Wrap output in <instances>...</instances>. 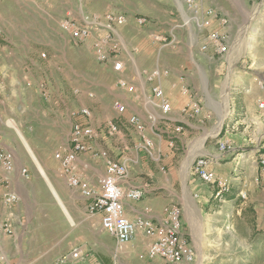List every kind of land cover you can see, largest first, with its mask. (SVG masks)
<instances>
[{
	"label": "rangeland",
	"instance_id": "374dc122",
	"mask_svg": "<svg viewBox=\"0 0 264 264\" xmlns=\"http://www.w3.org/2000/svg\"><path fill=\"white\" fill-rule=\"evenodd\" d=\"M27 1L0 0V36L5 35L4 30L11 28L9 19L26 14L24 9H26ZM57 1H59L57 4L60 9L55 10L56 14L60 12L61 20L66 17L75 19L97 17L98 21H101L106 11L126 15L128 17L126 24L118 28V36L121 39L124 37L123 32L132 28H135L133 32L143 31L148 39L156 31L165 35V40L160 41L158 47L163 45L161 57L169 61L178 71L174 75L184 72L186 76L184 82L188 83L190 90V94H184V96L189 99L190 105L184 109L186 114L184 120L187 122L185 131L175 139L173 147L169 144V136H172V133L163 132L166 130L164 123L161 122L158 125L160 130L154 129L150 135L157 147H161L166 153L162 156L166 160V174L160 173V175L167 176L170 182L162 181L161 184L164 187L161 192L166 197L180 198L179 203L183 208L184 234L196 250V259L191 264H264V187L258 186L255 179L251 182V179L246 177V170H249L247 166L239 167L238 173L242 172L245 178L242 177L237 181H241L240 191H246L247 196L245 199L239 196L235 201L227 203L215 198L214 194L211 196L210 194L216 191L215 186H208L192 172V163L198 152L200 150L206 152L208 147L216 148L218 138H228L236 145L238 143V146L242 148L241 157L237 161L244 163L248 161L246 159L255 157L250 153L254 151L259 139L264 140V121L252 123L253 120L259 119L256 116L253 118L254 114H251L253 107L250 104L253 102L250 100L251 93L257 89L258 99L264 97V88L261 89L254 83L252 84L255 86H251V82H254V74L264 78V70H258L259 67L255 66L261 65L264 61V0L254 2L245 0L246 6L250 8L248 15L256 23L252 24L249 21L251 23L248 25V22L247 25L249 28L254 25V28H260V30L258 29L253 39H246L242 47L240 42L235 44L238 39L234 31H230L232 25L228 18L230 41L225 53H218L213 45H209L207 51L200 49L201 45L207 42L211 30L209 26L217 25L218 20L215 17L212 19L205 17V21L209 20L208 25L202 29L199 28L195 22V18L199 15L187 7L185 0H105V6L109 3L116 6L106 11L99 10L100 7L95 6L98 0H72V5L69 4V0ZM215 1L223 8L230 9L238 19L246 14L244 11L240 12L238 5L236 8L231 6L229 0ZM234 3L244 4L243 0H234ZM184 14L188 19L193 20L187 23ZM138 17L146 21L140 23ZM198 18L201 20V17ZM61 20L60 28L67 32L77 48L86 50L87 58L78 56L81 60L76 64L75 86L68 91V84H64L59 92L56 90L57 94H48L47 98L52 97V103H58L56 107H53L55 111L52 116L57 117L56 109L63 106L60 102L62 95L67 97L72 95L73 99H80L82 105L76 101L74 108L88 107L92 111V116L103 112L104 108L116 115L113 101L116 98L127 97L115 95L121 91L115 86L114 74L97 61L93 43L104 34L101 30H95L87 41L82 42L72 37V32L63 28ZM245 27L244 25L242 28L243 38L246 37ZM249 35L250 33L247 34V38ZM251 47L252 57L257 58L255 64L251 56L245 55V49L250 50ZM238 49L239 51L235 52ZM233 52L236 53L235 57L232 55ZM229 79L231 83L228 114L218 132H215L220 125L219 105L223 102L222 96ZM141 80L143 79L140 77L137 81L140 83ZM139 87L138 92H141L143 87L140 85ZM62 91H64L63 94ZM130 103L141 116L143 114L146 117L140 101L134 100ZM6 107L9 108V105ZM247 113L248 126L246 122H243ZM30 115L31 118H34L33 116L37 118L36 111L30 112ZM238 120H240L238 130L229 131L232 133L231 136L230 133L224 136L226 125ZM7 123L11 128L6 126L4 129L9 135L2 136L0 139L14 144L18 154V164L26 162L30 172V180L24 182L20 189L21 200L14 230L16 239L11 242L12 255L8 263L55 264L58 256L82 242L84 236H91L92 231L95 232L92 235L94 244L101 240L114 252L115 243L112 237L102 232L99 228L100 224L93 222L91 215L87 216L85 204L66 186L59 172L58 162L53 156L61 142H64L66 138L69 139L71 131L69 125L62 122L56 130L49 129V132L34 130L33 133L25 134L23 131L25 129L17 126L15 121L9 120ZM246 126L249 127L247 132ZM113 138L116 137H111ZM141 154L142 161L149 165V168L154 170V165L159 167L158 163L147 154L143 152ZM234 155L237 156L236 153ZM38 163L58 192L68 214L64 211L49 181L40 171ZM82 211H85V214ZM98 229L103 234H100ZM93 243H88L91 252H93ZM120 252L117 264H152L147 258L145 246L139 242ZM93 253L106 255V252Z\"/></svg>",
	"mask_w": 264,
	"mask_h": 264
},
{
	"label": "built area",
	"instance_id": "2783aa9c",
	"mask_svg": "<svg viewBox=\"0 0 264 264\" xmlns=\"http://www.w3.org/2000/svg\"><path fill=\"white\" fill-rule=\"evenodd\" d=\"M248 1L254 2L255 0ZM185 3L191 11H196L198 17H201V20L198 17L195 18L199 28L202 29L208 25L209 20L205 21V17L211 19L215 17L218 20L217 25L209 26L211 30L207 42L202 44L200 49L207 51L208 46L213 45L218 53H225L230 41L228 17L219 16L213 8H206L205 0H185ZM138 18L140 23L146 21L142 17ZM127 19L124 14L106 12L101 21H98L97 17L93 19L67 17L62 19L61 23L65 30L72 32V37L82 42L87 41L95 30L102 31L103 37H98L97 41L93 43L97 61L114 74L115 86L119 90L133 94L132 102L140 101L146 117H142L129 100L116 98L113 101V108L116 112L113 119L102 123L100 128L81 121L74 122L69 134L68 146L56 151L54 158L59 163V172L68 187L85 199L89 215H100L102 229L115 239L118 248L124 247L135 240L140 233H143L148 239L146 254L149 260H161L163 264H191L196 259V250L183 233L181 206L172 203L158 220L145 215L130 219L126 213L125 202L140 200L145 195L146 188L128 185L131 173L127 157L118 159L113 157L108 149H98L94 146L96 139L102 135L117 139L124 138L122 127L126 126L131 128L139 138L136 144L137 149L144 151L158 163L161 169H165L162 158L165 154L161 148L157 147L150 132H154V129L158 130V125L161 122L164 123L166 130L163 132L172 133V136H169V144L173 147L175 139L185 131L184 109L190 105V102L185 107L183 106L181 117H174L173 105L163 86V81L171 75V70L157 65L152 69H141L128 74L130 66L122 57L124 47L118 36V28L126 24ZM113 24L116 25L113 26ZM154 38L158 41L165 40V36L162 34H156ZM41 56L45 58L47 55L42 53ZM140 77L144 81L145 85L143 86L137 81ZM178 80L181 83V92L190 94L188 83L184 82L186 80L184 72L178 75ZM254 82L261 89L264 88V78L261 75L254 74ZM139 85L143 87L141 92H138ZM44 92L48 94L47 89H44ZM257 104L260 110L257 119L262 123L264 121V97L259 98ZM71 115L75 118H91L92 111L88 107H80L71 111ZM239 124L240 120L228 123L224 136L231 133L229 131L238 130ZM216 140L219 148L217 160L232 153L241 154L242 147H238L230 139L218 138ZM84 154L105 161V175L97 185L86 178L88 166L79 162L80 155ZM254 155L255 161L259 164V174L255 178V183L264 187V140L259 139L254 149ZM211 162L210 156L197 155L192 163V172L204 183L215 186V198L224 200V194L231 191V183L217 177L215 172L210 169ZM16 174L26 181L30 180L28 166L23 165L17 171L14 151L0 142V201L5 207H12L20 198L13 186ZM238 196L245 199L247 192L242 190ZM12 235L11 218H3L0 220V263L6 260L2 241ZM86 258L87 254L83 247L76 246L60 255L55 264H84Z\"/></svg>",
	"mask_w": 264,
	"mask_h": 264
},
{
	"label": "crops",
	"instance_id": "0c3cea01",
	"mask_svg": "<svg viewBox=\"0 0 264 264\" xmlns=\"http://www.w3.org/2000/svg\"><path fill=\"white\" fill-rule=\"evenodd\" d=\"M98 1L99 2H97V5L95 6L100 7L99 10L106 11L113 9L111 7L116 8L115 5H111L110 3L106 4L107 6H105V0ZM229 1H231V6L235 8L236 5H238L237 7H240L241 9L240 12H246V14L243 15L241 19H238L235 13H232L230 9H225L221 5H218L215 0H207L204 6L206 8H213L219 14V16H226L230 19L232 25L230 31H234L235 37H237L236 39H238L235 44L237 45V43L240 42L242 47L246 39H253V36H255V33H258V29L260 30V28H254V25L249 28L248 25L251 22L252 24H254L255 22L254 20H252L251 16L249 17L248 15V11H250V8L246 6L245 0H243L245 5H239V3L235 4L234 0ZM57 2L59 1L28 0L25 3L26 9H24L26 14H22L9 19L11 28H7L6 30H4L5 35L3 36L5 37L0 36V138L2 136L5 137V135L8 134L4 128L6 126L8 128H11L7 123L9 120L15 121L17 126H19L21 129H25L23 130L25 134H30L33 133L32 131L34 130L44 132H49V129L56 130L60 125L59 123L62 122L68 124L70 130L73 123L76 121H81L83 123L90 124L95 128H100L102 123H104L106 119H109L111 117L114 118L116 116L113 112H111V110L104 108V110H102L103 112L97 113L91 118H75L71 115V111L77 109L74 108L76 101H78L81 105L82 103L78 98H76V100L73 99L72 95H69L68 97L66 95H62L60 102H62L63 106L62 108L60 107L56 109L57 117L52 116L53 112L55 111L53 107H56L58 103H52V97L47 98L48 94H57L56 92H59V90L64 87V84H68V91L69 88L75 86L76 64L81 60L78 58V56L80 58H87L86 50L83 48H77V45L73 43L71 37L67 34V32L63 31L60 28V12L56 14V10L60 9V7ZM69 4L72 5V0H69ZM244 25L247 29L245 31V38L242 37V28L244 27ZM134 29L135 28H132V30H127L125 31V33L123 32L124 39L120 38L122 46L124 48L126 47V49H123L122 57L127 61L128 66H130L128 68V74L137 72L138 70L144 68L152 69L157 65L169 68L171 70V75L163 81V86L165 93L169 96L170 101L173 105V116L181 117L182 108L183 106L185 107L187 105L189 99L185 97L181 92V83L178 80V75L180 73L174 75V73H177L178 71H176V69L171 66L169 61H166L164 57H161L163 45H160V48H158L159 43L161 42L154 38L156 34H162L163 36L165 35L161 32L156 31L153 32L148 39L147 35L143 31L138 30L137 32H133ZM248 29L250 30L249 32ZM248 33H250L251 35H249V38H247ZM242 39H244L243 43ZM252 50V47L250 50L246 48L245 55L251 56V60H253L255 64L257 63L255 61L257 60V58L252 57ZM236 51L238 52L239 49L235 50V52ZM235 52L232 53L234 57L236 56ZM42 53H45L47 56L43 58L41 56ZM263 63L261 65H255L257 66V68L259 67L258 70H264ZM252 83L256 85L255 82H251V86L254 85ZM139 84L141 86L145 85L143 80H141ZM40 85H43L44 87ZM42 87L47 89L48 94L44 92ZM146 91H148V88H146ZM63 93L64 91H62V94ZM258 93L259 91L257 89L256 91L252 92V95L250 96V100L253 101L252 103H250L253 107V111L251 112V114H254L253 118L255 116L257 118L260 114V110L257 104V99L259 97L257 95ZM115 95L126 96L127 98L125 99L129 101H133L132 99L134 96L130 93L129 95H127V92L124 91L117 92ZM6 105H9V108H7ZM35 111L37 112V118L36 116H33L34 118H31L30 112ZM185 115L186 114H184V116ZM142 117H144L143 114ZM248 118L249 115L247 113V116L244 119L245 121H243L247 123V126L248 122L246 121V119ZM255 121L258 120H253L252 123H254ZM184 124L186 127L187 122L185 121ZM247 126L245 127V129H247H244L246 132L249 129V127ZM122 128L125 134L124 138L111 139V137H105L104 135H102L100 136V138L96 139L94 146L98 149H108L111 155L115 158L121 159L127 157L130 162L131 173L128 185L146 188L145 195L140 200H129L125 202V209L128 217L130 219H134L139 215H145L158 220L164 215L165 209L169 205H171L172 203L180 205V198L166 197L165 194L161 192V189L164 187V185L161 184L162 181H166L168 183L170 182V179L167 176L160 175V173L166 174V170L161 169L160 166L157 167L156 165L153 166L154 170L152 168H149V165L147 166L144 161H142L141 153L145 152L137 149L136 147V144L139 141L138 136L131 128L126 126ZM229 135L231 136L232 133H230ZM0 142H3L8 148L14 151L16 155L17 171L21 166H27L26 162L18 164V154L14 144L10 143V141H5L4 139H0ZM68 144L69 139L66 138L64 142H61L60 147L56 151L60 149L62 150V148L67 147ZM218 150V145L216 146V148L208 147L206 149V152H203L202 154L198 153V155L210 156L212 158L210 169L215 172L219 179H226L230 181L232 186L231 191L224 194V201L229 203L238 199L241 181L237 180L245 176L242 174V172L238 173V168L247 166L249 170H246V177L250 178L252 182L259 174V164L255 161V157L246 159L248 160L245 162L247 164H245L244 162H238L241 154H237V156H235L234 153L225 155L221 159L217 160L216 156L219 155ZM164 154L166 155L165 152ZM250 154L255 156L254 151H251ZM79 162L88 166L86 171V178L91 183L97 185L100 182V179L105 175V161L103 159H94L90 155L84 154L80 155ZM163 163L165 165L166 160L163 159ZM24 182L27 181L22 179L19 174L15 175L13 179V186L19 193V196L20 189L23 184H25ZM64 183L66 184L65 180ZM66 186L68 187L67 184ZM71 191L77 198L83 201V203L85 204L84 209L87 213L85 199L81 197L75 190L71 189ZM253 193H255L254 189ZM213 194L214 192L210 195L212 196ZM20 200L21 198H19V200L10 208L5 207L0 201V220L6 217H10L13 223V235L11 237H6L2 241V249L4 255L6 256V260L0 264H9L8 261L12 255L11 242L16 239V232L14 230L15 221L18 216V207ZM85 211L82 212H84L85 214ZM87 216L89 217L88 213ZM90 217H92L93 222H97L98 224H100L99 228L102 230V232L107 233L101 227L100 215H94ZM100 229H98V231ZM102 232L100 234H103ZM93 233L95 232L92 231V233L90 234L91 236H84L82 238L83 241L76 245L82 246L87 254V258L84 264H115L117 263V257H119L120 251L124 252L127 248H129L130 245H133L135 242L143 244L146 248L148 241L147 237L143 233H140L135 240L128 243L122 248H118L115 239L110 235L115 243V250L113 252L109 249L108 244L101 240L97 241V239H95V241H97V244H94L92 242V235H94ZM88 243H93V252H102L103 254L106 252V255H96L95 253L91 252ZM111 252L113 254H111ZM160 262L161 260L151 261L152 264H161Z\"/></svg>",
	"mask_w": 264,
	"mask_h": 264
},
{
	"label": "bare ground",
	"instance_id": "6f19581e",
	"mask_svg": "<svg viewBox=\"0 0 264 264\" xmlns=\"http://www.w3.org/2000/svg\"><path fill=\"white\" fill-rule=\"evenodd\" d=\"M185 15V19L187 21V23H190V18L188 19L187 15ZM230 83H231V80L229 79L228 80V83H227V87H226V90L224 92V95L222 96L223 97V102L219 105V111L221 112V120H220V125L219 127L217 128V130L215 132H218V130L220 129L226 115L228 114V108H229V92H230ZM25 143L27 144L25 138L23 137ZM28 148H29V145L27 144ZM199 151V150H198ZM204 152V150H200L198 153L202 154ZM39 167H40V171L42 172V174L47 178V180L49 181L55 195L57 196L59 202L62 204L63 206V209L64 211L68 214V210L65 206V204L63 203V201L61 200V198L59 197V194L58 192L56 191L55 187L53 186V184L51 183V181L49 180L46 172L44 171V169L42 168V166L38 163ZM195 212V211H194ZM70 216V214H69ZM200 221V220H199Z\"/></svg>",
	"mask_w": 264,
	"mask_h": 264
}]
</instances>
